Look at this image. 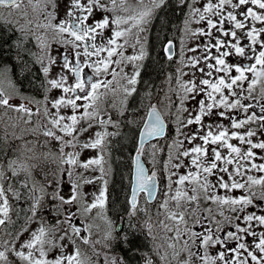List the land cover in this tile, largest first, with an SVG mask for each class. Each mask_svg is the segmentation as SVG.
Here are the masks:
<instances>
[{"label":"snow or ice","instance_id":"snow-or-ice-1","mask_svg":"<svg viewBox=\"0 0 264 264\" xmlns=\"http://www.w3.org/2000/svg\"><path fill=\"white\" fill-rule=\"evenodd\" d=\"M176 3L186 8L178 51L173 40L163 47L166 59L176 61L175 74L167 77L163 99L148 105L139 132L133 158L132 213L140 211V194H146L145 204L156 201V214L164 217L159 226L166 241H171L163 253L162 245H156L163 264L172 260L177 264H264V0ZM167 4L168 0H66L65 14L60 16L57 0H0V20L15 23L21 34L15 47L27 50L23 46L29 39L38 45L39 53L30 55L41 66L45 90L42 100L22 95L10 76L0 71V141L7 142L9 136L22 141L14 158L0 163V264H94L77 240L89 243L82 232L91 235L93 225L88 221L93 210L107 221V138L116 135L107 128L119 125L106 101H114L111 107L121 115L127 109L148 56L149 26ZM53 44L58 57L51 55ZM129 48L132 54H127ZM129 66L131 73L126 71ZM52 67L59 71L49 79ZM53 89L61 94L50 100L47 93ZM15 99L22 102L15 104ZM24 100L35 104V110ZM169 122L175 125L172 136ZM97 126L103 131L81 141ZM29 135L35 139L26 141ZM41 137L44 146L59 144L57 172L51 180L46 176L44 183L36 180L30 162L37 158ZM152 138H157L156 144L147 143ZM146 144L150 151L146 152ZM84 149H96L98 154L81 162ZM89 170L100 175L87 178L84 172ZM65 177L72 184L67 196L59 187ZM97 180L101 181L99 194L93 193L88 202L82 188ZM49 183L56 185L51 192ZM49 198L55 202V224L39 215ZM21 200L28 202L27 209L10 203ZM13 211L18 220L24 213V223L15 235L7 231L15 224ZM143 211L149 216L145 226L152 235L149 210ZM33 223L38 224L35 230H31ZM24 233L28 239L17 249L15 241ZM106 235L110 237L111 232ZM68 244L73 245L71 253ZM182 254L185 258L180 260ZM105 264H117V260L105 254ZM145 264H153L151 257L145 258Z\"/></svg>","mask_w":264,"mask_h":264},{"label":"flooded vegetation","instance_id":"flooded-vegetation-1","mask_svg":"<svg viewBox=\"0 0 264 264\" xmlns=\"http://www.w3.org/2000/svg\"><path fill=\"white\" fill-rule=\"evenodd\" d=\"M159 11H158V13H159ZM185 11H186V8L183 7V14L181 16V23H180V27H179V30L177 31L176 36L167 38L164 41V43H163V47H164L165 43L170 38H172L177 43V51H178L179 45H178V38L177 37H180V28H181V25H182V22H183V19H184ZM158 13L156 14L155 18L152 20V22H151V24L149 26V29H148V33H147V41H148L147 52H148V56L143 62V68H142L141 75H140V78H139L140 82H141L142 73H143V69H144L145 63H146V61H147V59H148V57L150 55L151 29H152V25L154 24V21H155L157 15H158ZM61 50H63V49H61ZM132 51L133 50L129 48L127 50V54H132ZM33 61H34V58H33ZM35 65L38 68L39 77L41 79V85H42L44 83V77H43V74H42V71H41V66L38 63H35ZM175 69H176V61L174 60L173 62H171L170 67H168L166 69V71H165V76H164L165 88H164V91H166V89H167V85H166L167 77H168L169 74H173L174 75L175 74ZM0 71H3L6 77L10 76V79L15 82L20 94L25 95V96H29V97H35L36 99H39V100H42L44 98L45 90H44V88L41 87V85H40L38 90H33L31 88H27V87L21 85L20 80L16 77V75L13 72L12 68H6V67L0 65ZM58 71L59 70L56 67L53 68L51 70L50 74H49V76H51L50 79L51 78H56ZM126 71L131 73V71H132L131 66H129L126 69ZM187 79H188V77H187ZM68 82L72 83L71 76H69ZM140 82L137 85V89L139 88ZM5 87H7V81H5ZM164 91L161 92L159 95H156L153 99H151L150 102L147 104V106L141 110V114H140L141 117H140V119L138 121V127H137L136 145H135V147H134V149L132 151L131 158H130L129 182H128V190H127V194H126V196H127V207H126L125 211L122 212L121 215H118V217L115 216V211L111 207V184L113 183V179H114V164H115L114 156H113V152H112V141L114 139H116L118 137V135L120 134V130L122 128L123 118H125L127 116V113H128V110H129L128 108H129L130 100L128 101L127 109L125 111H123L122 115L116 109H113L111 107V104L114 101H112V100L106 101V107L108 109L109 114L112 116V119L114 121H116L118 123V125H119V127H114L112 125H109L108 128H107V131L114 132V133H116V135L110 136V137L107 138L109 143H108V149H107L108 155L106 156V160L108 161V166H110V172H109V175L106 177V179L108 181V184H107V192H106L107 202H106V212H105L107 217L110 219V221L115 224V228L113 229V232L111 233V236H110L111 245L108 247V249H109L108 251L111 252V254L109 256H112V257L116 258L117 264H131L130 260L121 251V248L119 247L120 245H118V243L116 244L118 239H120V238L122 239L123 238L121 232L123 230H125L126 228H130L131 230L136 229L137 231L142 232L146 236L147 246L145 247L144 258L151 257V259L153 261V264H158V258H157V255L155 253V248L153 247V244H152V242L150 240V235L148 234V228L145 226V221L149 219V216L147 215L145 217V213L143 211V209L145 207H147L149 212H151L149 214L151 216V223L154 225V229H153V232H152V233H154L156 231V226H158V224H159L158 221H156V224L154 223L155 222V218L157 216V214H156L157 213L156 201H149L147 204H145L146 194H143V193L140 194V196H139V209H140V211H138L135 214H133L132 213V209L130 207V196H131L132 179H133V167H134L133 158H134V155H135V151H136V149L138 147L139 132L142 130L143 122L145 120L147 112L149 111L148 105L149 104L157 105L158 104V100H162L163 99ZM55 98H58L57 94L56 95H51V94L49 95V99L50 100L51 99H55ZM13 102L15 104H19L22 101L20 99H15ZM23 102L26 103V104H29V106L32 107L33 110H35V104L30 103L29 100H24ZM49 108H51L50 104H49ZM9 115L10 116H15L16 114L15 113H9ZM33 119L35 120V117ZM4 122L5 123L8 122V118L7 117H5ZM101 130H103V129H101ZM171 130H172V126L169 125V129H168L169 136L174 135V133L171 132ZM10 131L11 130L9 129V132ZM2 134H3V126H0V135H2ZM24 139L26 141H32L35 138L33 136L29 135V136H26ZM21 143H22V141H20V140H12L11 136H9V139L6 142L7 147L4 149L5 152H2V149H0V163H6V161L8 159H13L14 155H15V150L19 148ZM156 143H157V138L153 139L148 144H156ZM233 143H235V141H233ZM67 150H70V149H66V151ZM146 150L150 151V149L148 147L146 148ZM166 150L167 149H165V152H166ZM49 151H51V153H53L54 155L50 156L48 158H45V157L40 155V153H47ZM36 153H37V158L32 160V161H30L34 165L33 175L35 176L37 181H39L41 183H44L46 176L49 178V180H51L52 174L57 172L58 165H59V160H58L59 144H58V142H52L51 144H49L47 146H44L43 145V138L41 137V138H39V142L36 145ZM97 154H98V150H96V149H84V150L81 151L79 160L81 162H86L89 158L97 156ZM164 156H165V154L161 153L160 157H164ZM78 171H82V170H78ZM99 175H100L99 171H91V170H89V171L84 172V176L87 177V178L97 177ZM163 183H164V181L161 180L160 188L162 187ZM86 185H90V184H85L83 186L82 191L85 194H86V192H85ZM55 186H56L55 183H49L48 191L51 192L52 188L55 187ZM59 187L61 189L62 194L67 196L68 193L71 191V188H72L71 181L68 180L67 177H65L64 180H62L60 182ZM233 194L234 195H239L240 193L239 192H234ZM10 203H14L15 207H17V208H21V209H27L28 208V202H25L23 200H21L19 202L10 201ZM54 203L55 202L52 201L49 198L46 201L45 205L41 208V210L39 212V215H42L49 223H52V224L56 223V214H55L54 207H53ZM92 214L93 215L95 214V210H93ZM10 215H11L12 219L15 221V224L8 226L7 231L11 232L13 235H15V231L18 230L20 228L21 224L24 223V220H23L24 213L23 212L20 213V217L21 218L19 220L17 219L16 213L14 211L11 212ZM96 217L100 218L98 216H96ZM81 221L82 220H78V223L81 224L82 223ZM133 222H135V226H129V225H132ZM95 223H96V221H95ZM100 225H101V223H99L97 226H100ZM125 225H127V227H125ZM37 227H38V224L37 223H33L31 225V230H35ZM26 235L28 236V233H24L23 235L20 236L19 240L15 241L16 247H17L18 243L20 242L21 238H24ZM79 241L80 240L78 239L77 240V244L78 245H79ZM64 242H66V244L68 243V241H64ZM68 246H71L73 248V245H71V244H68ZM0 250H2V249H0ZM67 251H68V249H67ZM214 251H216V249H213V252ZM120 253L123 255V257L127 261L121 256ZM116 254L120 255L122 257V260H121L120 256H118ZM9 258L10 259H14L12 256H10ZM128 261H129V263H128ZM144 264H145V260H144Z\"/></svg>","mask_w":264,"mask_h":264},{"label":"trees","instance_id":"trees-1","mask_svg":"<svg viewBox=\"0 0 264 264\" xmlns=\"http://www.w3.org/2000/svg\"><path fill=\"white\" fill-rule=\"evenodd\" d=\"M183 7L178 6L176 0H168V4L160 9L151 29L150 55L145 63L141 82L137 93L130 99L127 116L123 118L120 134L112 141L114 156V179L111 184V207L115 216L121 215L127 207V190L129 182L130 158L136 145L138 121L141 110L151 99L164 91L165 71L171 62L163 52V43L169 37H175L181 23ZM21 34L10 26L0 22V65L12 68L21 85L38 90L41 85L39 71L36 67L32 47L25 42L24 49L15 47V42ZM30 50V51H29ZM151 93L150 98H146ZM6 142H0V149L5 152ZM135 226V222L132 225ZM127 227V225H125ZM123 238L118 242L121 251L131 264H144V251L147 246L146 236L137 231L126 228L122 232Z\"/></svg>","mask_w":264,"mask_h":264},{"label":"rangeland","instance_id":"rangeland-1","mask_svg":"<svg viewBox=\"0 0 264 264\" xmlns=\"http://www.w3.org/2000/svg\"><path fill=\"white\" fill-rule=\"evenodd\" d=\"M65 2H66V0H57V4H58V9H57V11H58V13H59V15L60 16H64V14H65V11H66V8H65ZM197 6H200V5H197ZM51 10V9H50ZM100 17H99V14H97V19H99ZM6 19L7 20H11L12 18L11 17H6ZM0 22H2L4 25H6V26H10V27H12L9 23H6L5 21H3V20H0ZM196 25H193V27H195ZM17 28H18V26H17ZM28 44H29V41L27 40L26 41ZM30 45V44H29ZM36 46L38 47V45L36 44ZM189 47H191L192 46V44H189L188 45ZM39 48V47H38ZM60 51H62V50H60ZM37 52H39V51H37ZM51 55L52 56H54V57H58V55H59V52L57 51V49H56V46L53 44V46H52V51H51ZM189 55H196V53H189ZM53 68H55V67H52V69ZM51 69V70H52ZM51 77V76H50ZM185 79H187V77H185ZM50 94L51 95H56L57 94V96L59 97L60 96V91H58V90H55V89H53V90H51L50 91ZM199 99V98H198ZM194 127V126H193ZM86 137H88V133H86L85 135H83L82 136V138H86ZM187 146V145H186ZM181 172H183V169H181ZM154 236H155V238L157 239V244L158 245H162V247H160L159 248V251L161 252V253H163L164 251H166L167 249H166V243H170L171 241H166V234H165V232H164V230L159 226L158 227V230L156 231V232H154V233H152ZM172 234L171 233H168L167 234V236H171ZM26 239H28V236L26 235L24 238H21V240H20V242L18 243V245H17V249H19L20 248V246L19 245H21V243H23ZM170 251V250H169ZM169 259L170 260H172V258H171V256H169ZM176 263V261L175 260H172V264H175ZM159 264H162V262L160 261L159 262Z\"/></svg>","mask_w":264,"mask_h":264}]
</instances>
